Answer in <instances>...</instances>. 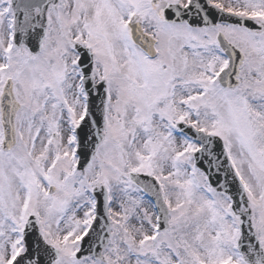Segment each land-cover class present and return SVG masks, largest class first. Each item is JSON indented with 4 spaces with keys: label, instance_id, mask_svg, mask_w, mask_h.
Listing matches in <instances>:
<instances>
[{
    "label": "snow or ice",
    "instance_id": "6c2138e0",
    "mask_svg": "<svg viewBox=\"0 0 264 264\" xmlns=\"http://www.w3.org/2000/svg\"><path fill=\"white\" fill-rule=\"evenodd\" d=\"M0 264H264V0H0Z\"/></svg>",
    "mask_w": 264,
    "mask_h": 264
}]
</instances>
